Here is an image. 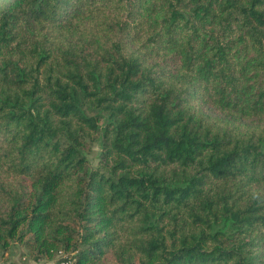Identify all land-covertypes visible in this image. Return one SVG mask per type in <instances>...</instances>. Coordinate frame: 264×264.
Here are the masks:
<instances>
[{
  "label": "trees",
  "instance_id": "obj_1",
  "mask_svg": "<svg viewBox=\"0 0 264 264\" xmlns=\"http://www.w3.org/2000/svg\"><path fill=\"white\" fill-rule=\"evenodd\" d=\"M14 241L264 264V0H0V257Z\"/></svg>",
  "mask_w": 264,
  "mask_h": 264
},
{
  "label": "rangeland",
  "instance_id": "obj_2",
  "mask_svg": "<svg viewBox=\"0 0 264 264\" xmlns=\"http://www.w3.org/2000/svg\"><path fill=\"white\" fill-rule=\"evenodd\" d=\"M97 146L94 145L91 147L89 153H88V160L90 162V166L95 167L96 166V153H97ZM9 253L12 252L13 256H18L20 253L22 255L28 256L30 258V250L28 247L20 244L19 242H12L10 249L8 250Z\"/></svg>",
  "mask_w": 264,
  "mask_h": 264
},
{
  "label": "crops",
  "instance_id": "obj_3",
  "mask_svg": "<svg viewBox=\"0 0 264 264\" xmlns=\"http://www.w3.org/2000/svg\"><path fill=\"white\" fill-rule=\"evenodd\" d=\"M0 264H55L53 262H35L32 261L28 256L20 253L18 256H13L12 252H6L0 257Z\"/></svg>",
  "mask_w": 264,
  "mask_h": 264
},
{
  "label": "built area",
  "instance_id": "obj_4",
  "mask_svg": "<svg viewBox=\"0 0 264 264\" xmlns=\"http://www.w3.org/2000/svg\"><path fill=\"white\" fill-rule=\"evenodd\" d=\"M59 254L60 256H64L63 254H61V252ZM58 264H74V261L71 259H66V260L59 262Z\"/></svg>",
  "mask_w": 264,
  "mask_h": 264
}]
</instances>
